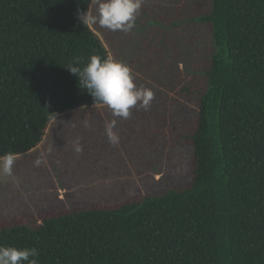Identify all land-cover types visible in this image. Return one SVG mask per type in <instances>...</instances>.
Returning a JSON list of instances; mask_svg holds the SVG:
<instances>
[{
    "label": "trees",
    "instance_id": "trees-1",
    "mask_svg": "<svg viewBox=\"0 0 264 264\" xmlns=\"http://www.w3.org/2000/svg\"><path fill=\"white\" fill-rule=\"evenodd\" d=\"M92 2L0 0V158L33 150L60 115L113 99ZM192 21L213 48L181 89L197 99L189 185L0 223V264H264V0H210Z\"/></svg>",
    "mask_w": 264,
    "mask_h": 264
},
{
    "label": "rangeland",
    "instance_id": "rangeland-1",
    "mask_svg": "<svg viewBox=\"0 0 264 264\" xmlns=\"http://www.w3.org/2000/svg\"><path fill=\"white\" fill-rule=\"evenodd\" d=\"M209 2L93 0L86 21L110 55L113 99L60 115L33 150L0 158V223L189 185L197 99L181 89L212 53L209 28L192 21Z\"/></svg>",
    "mask_w": 264,
    "mask_h": 264
}]
</instances>
